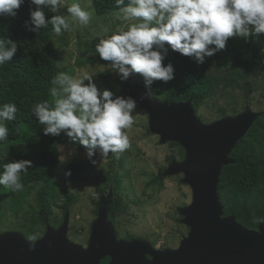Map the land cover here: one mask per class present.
Masks as SVG:
<instances>
[{"label": "rangeland", "instance_id": "rangeland-1", "mask_svg": "<svg viewBox=\"0 0 264 264\" xmlns=\"http://www.w3.org/2000/svg\"><path fill=\"white\" fill-rule=\"evenodd\" d=\"M74 0H65L71 4ZM84 8H92L91 0H79ZM119 10L98 16L94 13L90 24L86 27L71 22L70 31L57 36L52 34L53 57L57 68L72 67L70 75L79 78L84 73L93 75V81L99 89H109L114 98L123 90L135 88L136 78L129 76L121 81L111 70L110 62L103 61L91 50L85 47L87 42L96 45L100 39L106 38L119 27L132 22L117 19ZM67 16L66 7L60 13ZM235 46L241 54H249V43L256 51H264V35L258 40L249 37L247 42L241 37H233ZM224 64L219 66V60L212 56L205 59V69L215 81V93L202 101L196 119L202 124H210L226 117H236L248 110L264 111V80L259 65L252 66L250 74L238 79L234 84L225 86L224 78H233L241 72L237 64H232L230 58L222 55ZM87 80L84 81L87 84ZM246 82L250 84V93L246 95ZM54 86V85H53ZM164 93L156 99L166 101ZM127 98V97H125ZM134 123L125 133L130 139V148L122 153H109L102 156L99 150L89 159L86 149L71 137L72 144H59L58 157L64 155L65 162L58 160V173L53 177L55 197L50 203V209L41 220L36 193L33 191L23 201L17 203L10 199L0 202V234L5 231H17L27 239L32 236L39 238L46 231V226L58 227L64 217L61 205L64 201L62 190L67 189L76 197V201L68 210L69 221L67 239L86 247L90 239V227L97 218L99 202L112 201L111 185L103 193L101 177L108 172L121 180V207L112 223L117 239L130 241L138 238L150 243L156 250L172 249L179 246L180 241L189 231L182 222L183 215L179 208L191 203L190 186L183 181V174L164 175L169 162L168 158L181 162L185 159L184 148L171 142L160 143L159 136L148 130V113L137 104L132 113ZM9 148L8 144H0V156ZM94 161V163H93ZM71 162L89 164L91 176L85 181L71 180L66 176V167ZM161 170V171H160ZM161 172L160 181L154 182ZM107 206V205H106ZM108 207V206H107ZM30 240V239H29ZM149 257V254L147 255Z\"/></svg>", "mask_w": 264, "mask_h": 264}, {"label": "clouds", "instance_id": "clouds-1", "mask_svg": "<svg viewBox=\"0 0 264 264\" xmlns=\"http://www.w3.org/2000/svg\"><path fill=\"white\" fill-rule=\"evenodd\" d=\"M24 2L0 0V15L15 16ZM29 3L35 8L30 10L25 27L36 33L51 24L52 31L59 36L70 31L71 22L88 26L94 15V9L82 7L79 0L68 5L65 0ZM115 5L119 8L117 19L132 23L100 39L95 52L101 60L110 62L108 65L122 82L137 73L149 89L155 81L167 83L174 79L173 65L162 63L169 49L203 64L206 58L223 50L229 38L241 37L247 42L249 37L258 40L264 35V0H127V4L125 0H115ZM65 7L67 16L56 14L46 18L45 9L60 13ZM16 51V42L0 37V66L10 62ZM52 84L51 103L45 100L31 108L44 126V135L57 136L63 130L85 147L89 159L95 150L107 157L130 148L124 130L134 123L135 99L114 98L111 90L99 89L88 73L76 78L58 72ZM17 111L15 103L0 105V141L8 138L5 122L14 121ZM58 160L63 163L66 157L60 155ZM31 167L30 160H10L3 165L0 185L14 192L22 191L21 173ZM253 221L264 224V217L254 216ZM29 239L34 241L37 237Z\"/></svg>", "mask_w": 264, "mask_h": 264}, {"label": "trees", "instance_id": "trees-1", "mask_svg": "<svg viewBox=\"0 0 264 264\" xmlns=\"http://www.w3.org/2000/svg\"><path fill=\"white\" fill-rule=\"evenodd\" d=\"M91 6L98 16L119 10L115 0H91ZM34 8L35 5H30L29 0H25L15 16L0 15V37L17 43V51L12 60L0 66V105L15 103L18 109L16 119L5 122L9 128V136L0 141V144H8L9 148L0 156V173L3 172V165L10 160L25 159L32 162V167L21 173L24 186L22 191L14 192L0 185V202L10 199L19 203L35 191L39 214L41 220L45 221L44 215L48 214L50 203L55 197L53 177L59 169L58 145L72 142L63 130L57 136L44 135V126L39 124L31 108L35 103L45 100L51 103L52 78L58 72L70 73L72 67L59 70L55 64L51 24L37 33L25 27V22L30 19V10ZM45 14L46 18L55 15L49 9H45ZM247 45L249 54H241L233 38H229L226 47L214 55L219 60V66L224 64V54L241 70L233 78H224L225 86L232 85L241 77L250 74L251 67L255 65L261 66L264 80V51H256L249 43ZM85 47L98 55L94 44L87 42ZM162 63H171L174 67V79L167 83L155 81L149 89L145 86L142 76L137 73L130 76L135 77L156 98L164 93V97L169 101L190 100L196 114L202 101L215 93V81L207 74L205 64H197L194 59L171 49ZM249 86L246 82V95L250 93ZM229 156L233 162L222 166L217 185L223 215H233L242 226L258 229L260 225L264 226L253 221L254 216L264 217V111L259 113L246 134L236 142ZM171 160L172 158L167 159L168 162ZM91 171L89 164L71 162L66 167V173L70 172V175L66 176L71 180L85 181L91 176ZM110 173L101 177L103 188L100 193L111 185L112 201L106 203L109 207L108 219L114 223L122 203L121 180ZM160 178L161 172L153 180L158 182ZM62 195L65 199L61 208L65 213L76 201V197L66 188L62 190ZM108 261L109 257H105L100 264H106Z\"/></svg>", "mask_w": 264, "mask_h": 264}, {"label": "water", "instance_id": "water-1", "mask_svg": "<svg viewBox=\"0 0 264 264\" xmlns=\"http://www.w3.org/2000/svg\"><path fill=\"white\" fill-rule=\"evenodd\" d=\"M137 85L118 96L132 97L147 111L148 130L159 136L160 143L176 142L185 150V159L171 160L163 172L182 173L192 192L191 203L179 208L189 227L179 246L156 250L143 239H117L102 199L86 247L67 239L65 212L58 227L47 225L34 241L17 231L1 233L0 264H100L105 257L106 264H264V226L249 229L233 215H223L217 190L222 166L233 162L230 151L259 113L248 110L202 124L190 100L158 101L142 83Z\"/></svg>", "mask_w": 264, "mask_h": 264}]
</instances>
